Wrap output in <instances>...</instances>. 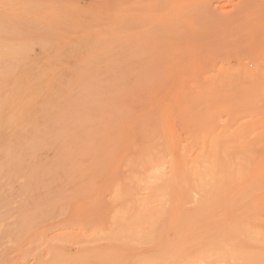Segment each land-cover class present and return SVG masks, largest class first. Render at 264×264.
<instances>
[{
    "label": "rangeland",
    "instance_id": "374dc122",
    "mask_svg": "<svg viewBox=\"0 0 264 264\" xmlns=\"http://www.w3.org/2000/svg\"><path fill=\"white\" fill-rule=\"evenodd\" d=\"M153 256L264 264V0H0V264Z\"/></svg>",
    "mask_w": 264,
    "mask_h": 264
},
{
    "label": "bare ground",
    "instance_id": "6f19581e",
    "mask_svg": "<svg viewBox=\"0 0 264 264\" xmlns=\"http://www.w3.org/2000/svg\"><path fill=\"white\" fill-rule=\"evenodd\" d=\"M19 103H20V106L25 107V108H26L27 106H29V103H28V101L26 100V94H20V98L18 97V98H16L15 100H13V102H12V106H16V105H18ZM172 113H173V112H172ZM174 113H175V112H174ZM173 117H175V116H173V114H170V113H169V114H164V118H165V119L171 120V119H173ZM176 238H177V237H176ZM168 239H169V238H168ZM174 239H175V238H174ZM169 240H170V239H169ZM171 240H173V238H172ZM171 240H170V241H171ZM176 240H177V239H176ZM175 242H176V241H175ZM202 250L204 251V248H202ZM203 253H204V252H203ZM203 253L201 254V256H202V255H205V254H203ZM226 253H228V252H226ZM228 254H229V253H228ZM224 255H225V254H224ZM229 255H231V254H229ZM236 255H237V254H236ZM236 255H235V256H236ZM238 255H239V257H240V255H241V258H240V259L244 261V259H243V257H242L243 254H242V253H241V254L239 253ZM238 255H237V256H238ZM211 256H212V254H211ZM213 256H214V255H213ZM237 256L235 257V259L237 258ZM204 257H205V256H204ZM204 257H202L203 259L200 258V259H201L200 262H199L198 260H195V261H194V260H193V261L191 260L193 263H192V262H189V263L187 262V263H188V264H191V263H192V264H198V263L201 264V262H204L203 260H205ZM226 257H229V256L226 255ZM153 258H154V260H151V261L149 262V264H170V262H171L169 259H167V260H169V261L160 262L156 256H153ZM166 258H167V257H166ZM231 258L233 259L234 256L231 255ZM235 259H233V260H235ZM240 259H238V260H240ZM189 260H190V259H189ZM196 261H198V263H197ZM243 261H242V262H243ZM194 262H196V263H194ZM187 263H186V264H187ZM244 263H245V262H244ZM171 264H172V263H171Z\"/></svg>",
    "mask_w": 264,
    "mask_h": 264
}]
</instances>
